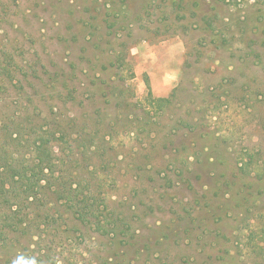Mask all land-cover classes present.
Listing matches in <instances>:
<instances>
[{"label": "rangeland", "instance_id": "374dc122", "mask_svg": "<svg viewBox=\"0 0 264 264\" xmlns=\"http://www.w3.org/2000/svg\"><path fill=\"white\" fill-rule=\"evenodd\" d=\"M46 131L0 264H264V0H0V143Z\"/></svg>", "mask_w": 264, "mask_h": 264}, {"label": "trees", "instance_id": "16d2710c", "mask_svg": "<svg viewBox=\"0 0 264 264\" xmlns=\"http://www.w3.org/2000/svg\"><path fill=\"white\" fill-rule=\"evenodd\" d=\"M46 132L49 135H41V138L34 142L32 164L27 161L26 164L20 166L14 155L10 154L8 144L0 143V203H11V196L24 197L23 201L32 203L43 187L42 182L50 181V178L56 173L58 161L51 144V136L54 137L55 132ZM61 137L65 138V133H61ZM75 193V190L71 189L70 194L74 195ZM5 210L9 212L7 220L4 222L8 224L9 231L12 233L24 231L23 217L19 215L17 209H14L13 205L0 207V214H4Z\"/></svg>", "mask_w": 264, "mask_h": 264}]
</instances>
